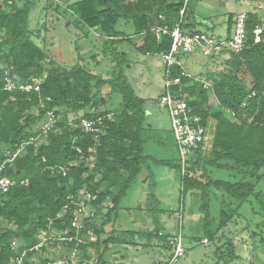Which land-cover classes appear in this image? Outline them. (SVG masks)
Segmentation results:
<instances>
[{
    "label": "trees",
    "instance_id": "1",
    "mask_svg": "<svg viewBox=\"0 0 264 264\" xmlns=\"http://www.w3.org/2000/svg\"><path fill=\"white\" fill-rule=\"evenodd\" d=\"M35 1L12 0L0 4V163L7 158V152L11 154L18 148L21 140L37 135V128L48 112L60 114L61 120L41 143L27 146L5 168V175L14 184L7 192H0V264H16L22 255V264H58L57 260L44 256L57 244L45 245L37 251L32 248L44 232L60 231L75 236L69 225L74 208L71 206L67 211L64 208L70 196L77 197L81 192L96 195L90 204L94 216L84 220L77 241L58 245L65 253L60 264L62 261L114 264L108 260L109 252L121 245L136 247L135 237L147 241L143 247L149 246L152 239L158 240L167 251L168 259L172 234L161 230L157 217L152 231L111 227L109 237L100 243L106 227L115 221L122 198L143 171L151 173L150 162L174 169L181 195H199L201 236L191 240L201 243L206 239L214 245V264H230L239 258L234 244L223 234L227 225L234 224L237 218L247 220L245 231L252 241V251L256 258H261L264 255V46L252 42V31L260 23L258 17L248 14L246 49L239 53L227 52V58L220 62L221 70L204 72L210 89L203 88L200 77H180L178 67L172 70V78L180 77L179 84L172 87L173 94L186 100L192 113L201 117L205 129L203 141L194 150L182 176L179 159L154 160L144 153L145 100L134 94L122 71L115 74L117 66L111 79H101L82 67L60 68L52 60L45 63L46 51L32 39L38 38L40 32L31 33L27 26ZM65 6L79 23L105 40L113 63L118 64L124 57L114 47L122 40L145 56L169 51L171 39L156 37L150 28L161 23L159 15L165 17L169 26L176 24L181 3L158 5L154 24L150 23L149 5L145 0L128 3L82 0L67 2ZM234 18L228 17L229 35ZM119 20L130 25L132 35L116 30ZM182 28L186 30L187 26L183 24ZM181 56L188 55H179V60ZM218 58L205 59L213 64ZM5 72L15 82L37 84L39 91H4ZM104 89L108 95H120L117 108L108 106ZM91 109L98 115L113 114L94 134L85 133L79 127L81 118L93 116ZM59 167L67 168L65 176L52 173L51 169ZM212 169L227 172L232 180L213 179ZM153 189L154 184L150 183L147 199L157 205ZM212 198L219 201L215 218L210 213ZM244 204L249 206L247 218L240 214ZM152 205L150 211L159 210ZM181 237L184 241L182 232ZM109 244L113 246L109 248ZM89 247L96 257L87 253ZM71 253L77 259L70 258ZM165 260H158V264Z\"/></svg>",
    "mask_w": 264,
    "mask_h": 264
},
{
    "label": "rangeland",
    "instance_id": "2",
    "mask_svg": "<svg viewBox=\"0 0 264 264\" xmlns=\"http://www.w3.org/2000/svg\"><path fill=\"white\" fill-rule=\"evenodd\" d=\"M82 0H69V3H76ZM244 1L248 0H207L206 4L212 3L213 14L216 15L217 21H221L227 12L237 13L247 9ZM1 2V1H0ZM61 5L57 6L52 0H36L34 7L29 11L28 29L31 33L39 31L38 38L33 37V41L43 48L48 56V61L52 60L56 67L69 68L73 66L82 67L91 74L111 79L113 77L114 67L117 66L115 74L122 71L123 76L127 79L128 85L134 94L145 100L144 110V153L155 159H169L176 161L178 159L177 149L174 142L171 121L167 111L160 107L158 99L160 89L164 83V65L157 56H145L138 53L131 43L122 40L115 46L118 54H123V62L113 63L112 52H108L102 38L98 37L94 30L80 24L71 12L66 8L65 0H61ZM253 6H262L264 13V0H250ZM226 7V8H225ZM116 30L125 35H132L133 29L129 24L124 25L123 20L116 24ZM212 33V32H211ZM216 35V33L210 34ZM228 54L223 53L213 64L202 56L193 57L192 60L198 64L203 73L197 76L205 81L204 72L219 71L222 68L221 60L227 58ZM188 65V64H187ZM188 69V66H186ZM107 89H104L103 94ZM105 99L112 97L111 102L114 108H117L121 102L118 93L111 95L105 94ZM212 99V98H211ZM157 101V103H156ZM212 105L216 102L212 99ZM153 168L154 178L152 182L160 185L167 193H155L154 198L159 204L154 206L158 211H150L153 205L148 202L147 196L150 191L143 195L141 193L140 176L131 186L126 196L122 198L119 209L116 212V218L113 224L106 227L105 232L100 236L101 241L109 237L111 227L113 229H122L127 231L149 232L154 229V218L157 217L161 230L165 233L172 232L173 235L181 230L184 236V247L186 254L177 264H214L215 247L202 240L201 243H195L191 239L201 236L202 213L200 210V197L197 194L180 193V181L174 169L171 174H166L163 167H158L150 162ZM147 173L146 171H143ZM142 172V173H143ZM156 175H163V180L156 179ZM210 176L213 179L232 180L225 171L212 169ZM168 178V179H167ZM175 179V180H174ZM170 181V182H169ZM197 195V196H196ZM146 196V197H145ZM168 197V198H167ZM160 199V200H159ZM159 200V201H158ZM146 202V204H145ZM155 207V208H156ZM219 212V201L212 198L210 206L211 217H217ZM249 206L244 204L240 214L249 216ZM181 217V221H179ZM247 225L246 219H235V223H229L223 234L235 246V254L239 258L234 259L230 264H260L264 262V255L256 258L255 252L252 251V241L245 231ZM175 230V231H174ZM111 236V235H110ZM117 236V233L113 235ZM89 239V237H88ZM86 239V240H88ZM136 247L121 245L109 252L108 260L114 264H158V260L164 261L167 251L162 248L158 240L152 239L149 246L143 247L146 240L135 237ZM102 245V244H101ZM113 244H109L111 248ZM103 247V246H102ZM87 253L95 256L91 247L87 248ZM62 247L57 246L50 248L45 257L57 260L60 264V258L64 256ZM70 258H75L71 253Z\"/></svg>",
    "mask_w": 264,
    "mask_h": 264
},
{
    "label": "built area",
    "instance_id": "3",
    "mask_svg": "<svg viewBox=\"0 0 264 264\" xmlns=\"http://www.w3.org/2000/svg\"><path fill=\"white\" fill-rule=\"evenodd\" d=\"M0 4L3 2L10 3L12 0H0ZM57 6L61 5V0H52ZM181 3V7L178 12V22L173 26H169L165 23V17L158 16L160 24H156L150 28V32L156 37L168 36L171 39V45L169 51L157 55L164 65V83L163 93L161 94L158 104L161 108L165 109L169 115L171 121V129L178 152V159L180 164V173L182 176L186 173L188 162L198 145L203 141L205 129L202 124V119L199 115L193 114L191 108L187 105L186 100L183 97H179L173 94L172 87L179 84L180 77H191L187 74L178 60L179 55H192L198 54L203 58H217L223 53L233 52L239 53L246 49L247 45V18L248 13L240 12L235 15L234 26L231 35L216 38L205 32L187 33L183 30L182 25L185 22L186 12L189 5L192 2H202L203 0H176ZM252 42L256 45L264 46V19L255 26L252 31ZM174 67H178L181 70L180 77L172 78V70ZM197 80V79H196ZM3 90L9 93L20 92H38L39 87L37 84L15 82L10 77L8 72H5L3 78ZM204 89H210L209 83L204 80H200ZM93 114L91 118H81L79 127L85 133H98L100 127L105 120H111L113 118L112 113L98 115L94 112V109L90 110ZM95 113V115H94ZM61 120V115L55 112H48L37 128V135L28 137L20 141L18 148L13 152H7V158L0 163V192L5 193L14 184V182L5 175V168L10 165L14 159H16L21 152L27 146H37L46 137L54 126ZM52 173L61 174L65 176L67 172L66 167H59L51 169ZM69 204L64 208V211L70 210L71 206L74 208L72 217L70 219V228L74 230L75 236H67L66 233L60 231L47 233L44 232L41 235L39 243L34 246V250H39L45 245L53 246L55 244L60 245L63 243H69L77 241V234L83 229L84 220L86 218L92 219L94 212L90 207V204L96 200V195L81 192L77 197L70 196L68 198ZM63 214H59L58 218H61ZM205 243L206 239L203 240ZM171 246V255L165 260L163 264H177L179 260L186 254L184 247L181 230L172 235L169 241ZM14 249L15 244L12 243ZM30 249V250H32ZM23 257V255H22ZM22 257L17 258L15 263L22 264ZM61 264H69L67 261H62ZM86 264V263H82Z\"/></svg>",
    "mask_w": 264,
    "mask_h": 264
},
{
    "label": "crops",
    "instance_id": "4",
    "mask_svg": "<svg viewBox=\"0 0 264 264\" xmlns=\"http://www.w3.org/2000/svg\"><path fill=\"white\" fill-rule=\"evenodd\" d=\"M132 1H135V0H125L126 3L132 2ZM206 1L207 0H203L202 2H192L189 5L188 10L186 12V16H185V22H184V25L187 26L185 32L194 33L196 31H204L208 34L216 33L215 36L214 35H212V36H214L216 38H222V37L229 36V34H228L229 33L228 32V17H229V15L235 16L236 14H238L240 12H246L248 14L256 15L258 17L259 21L264 19V13L262 12V10H263L262 6H260V5L253 6L252 2H250V0H248V1H244V4H245L247 9L242 10V11L237 12V13L227 12L221 21H217L216 15L213 14V11H212V8H213L212 3L209 2V4H206ZM210 1H212V0H210ZM67 2H69V0ZM173 2H176V0H145V3L149 5V6H147V9H148L147 15L150 18V23L154 24V22H155V18H156V11L155 10H156L158 5H160L161 3L170 4ZM125 24L126 23L124 22V25ZM97 36H98V34H97ZM119 40H121V39H119ZM103 41H105V40H103ZM196 56H200V55L192 54V55H188V56H181V59L180 60L178 59V60L180 61L183 70L187 74H189L190 76L192 75L196 78L197 77L199 78V76H197V74L203 73V72L201 71L200 67L197 68L198 64L192 60V58L196 57ZM186 66H188V69L186 68ZM101 79H108V78H101ZM162 88H163V86H162ZM162 88L160 89V93L162 92ZM106 92L104 94H107ZM111 100H112V97H109V99L106 101H107L109 107L114 108V103H112ZM156 103H157V101H156ZM143 131H144V128H143ZM177 154H178V152H177ZM147 156H149V155H147ZM155 160H169V159H155ZM153 164H156L158 167H163L164 168L163 171L167 172L166 174H171L169 179L167 178L168 180H170V178L173 179V177H172L173 175L171 173L172 168L162 166V165L155 163V162ZM150 171H151V173L146 171L147 173L143 172L140 176L141 193L143 195H145L147 193V190H149L150 183L154 184L153 191H155V193H157V194L158 193H160V194L167 193L164 189H161L160 185L163 186V183H160V185H158V184L151 181V178H154V172H153V168L151 166H150ZM162 177H163V175H156V179L163 180ZM164 180H166V178H164ZM145 204H146V202H145Z\"/></svg>",
    "mask_w": 264,
    "mask_h": 264
},
{
    "label": "water",
    "instance_id": "5",
    "mask_svg": "<svg viewBox=\"0 0 264 264\" xmlns=\"http://www.w3.org/2000/svg\"><path fill=\"white\" fill-rule=\"evenodd\" d=\"M68 0H65V3L67 2ZM163 93V90H162V92L160 93V94H162Z\"/></svg>",
    "mask_w": 264,
    "mask_h": 264
}]
</instances>
